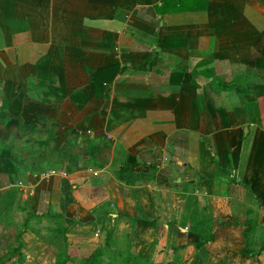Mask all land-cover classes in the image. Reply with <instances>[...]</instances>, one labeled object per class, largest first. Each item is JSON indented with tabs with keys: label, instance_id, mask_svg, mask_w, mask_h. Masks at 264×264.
I'll return each mask as SVG.
<instances>
[{
	"label": "crops",
	"instance_id": "1",
	"mask_svg": "<svg viewBox=\"0 0 264 264\" xmlns=\"http://www.w3.org/2000/svg\"><path fill=\"white\" fill-rule=\"evenodd\" d=\"M163 2L0 0L5 264H264V0Z\"/></svg>",
	"mask_w": 264,
	"mask_h": 264
},
{
	"label": "trees",
	"instance_id": "2",
	"mask_svg": "<svg viewBox=\"0 0 264 264\" xmlns=\"http://www.w3.org/2000/svg\"><path fill=\"white\" fill-rule=\"evenodd\" d=\"M176 1L177 0H164L162 7H159L160 11L164 12L170 7L175 6ZM19 164L20 163L13 157L12 148H9V147L1 148L0 150V173L15 174L18 171ZM68 201L70 202V199ZM69 202H67V204ZM99 253L100 251H95V255L93 256V258L91 256L87 259V264H95L94 258L96 259ZM60 264H63L62 260L60 261Z\"/></svg>",
	"mask_w": 264,
	"mask_h": 264
},
{
	"label": "built area",
	"instance_id": "3",
	"mask_svg": "<svg viewBox=\"0 0 264 264\" xmlns=\"http://www.w3.org/2000/svg\"><path fill=\"white\" fill-rule=\"evenodd\" d=\"M0 264H5V263H4V262H2V261H1V259H0Z\"/></svg>",
	"mask_w": 264,
	"mask_h": 264
},
{
	"label": "rangeland",
	"instance_id": "4",
	"mask_svg": "<svg viewBox=\"0 0 264 264\" xmlns=\"http://www.w3.org/2000/svg\"><path fill=\"white\" fill-rule=\"evenodd\" d=\"M159 244V243H158ZM161 247V246H160ZM159 248V247H158Z\"/></svg>",
	"mask_w": 264,
	"mask_h": 264
}]
</instances>
